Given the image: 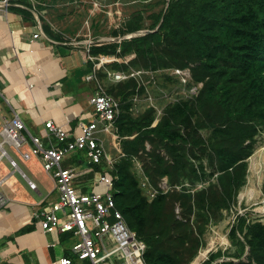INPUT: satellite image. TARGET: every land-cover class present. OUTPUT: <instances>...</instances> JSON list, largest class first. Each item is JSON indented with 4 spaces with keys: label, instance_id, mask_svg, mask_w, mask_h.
<instances>
[{
    "label": "rangeland",
    "instance_id": "obj_1",
    "mask_svg": "<svg viewBox=\"0 0 264 264\" xmlns=\"http://www.w3.org/2000/svg\"><path fill=\"white\" fill-rule=\"evenodd\" d=\"M30 1L32 6L49 8L53 16L73 20L74 24L82 22L84 35L79 37L107 47L111 53L95 55L107 57L97 71L99 80L117 99L131 103L129 111L133 119L146 120L152 116L153 126L169 116L174 125L183 130L184 123L175 106L187 101L194 122L201 124L198 132L191 133L190 141L179 140L172 145L173 149L169 148L171 143L164 145L160 139L146 136L142 145L131 149L129 154L124 152L121 141L131 139L135 133H117V146L109 133L101 134L107 153L115 161L130 157L131 171L148 197L149 190L155 188L166 193L161 222L152 227L157 233L152 236L157 246L173 253L181 264H205L211 253L216 252L220 254L212 264L227 259L245 260L248 246L241 257L234 256L240 250V243L229 232L239 215L247 221L264 222V127L255 134L253 149L246 158L244 183L229 197L222 181L224 172L216 169L218 163L213 150L216 138L210 136L211 125L220 115L212 106L200 104L197 99L207 78L200 64L191 58L181 61L180 53L175 52L176 46L168 53L170 47L166 41L154 47V59H150V55H138L131 61L135 53L123 56L111 51L112 46L123 39L158 28L168 0ZM39 16L42 18L41 13ZM131 26L140 28L129 31ZM107 71L130 75L116 80ZM77 153L83 157L81 167H84L88 158L80 150L70 152L73 156ZM164 168L169 169L168 175L163 173ZM80 179L90 181L85 175ZM145 179L148 183L143 185ZM236 232L238 240H243L242 234Z\"/></svg>",
    "mask_w": 264,
    "mask_h": 264
},
{
    "label": "trees",
    "instance_id": "obj_2",
    "mask_svg": "<svg viewBox=\"0 0 264 264\" xmlns=\"http://www.w3.org/2000/svg\"><path fill=\"white\" fill-rule=\"evenodd\" d=\"M18 1L26 6V9L20 7L23 11L31 12L30 0ZM139 28L131 26L129 31ZM164 41L170 47L168 53L176 46L175 52L180 53L181 61L196 60L207 77L197 99L200 104L212 106L220 115L211 125L210 136L216 138L213 145L218 163L216 169L224 172L223 185L228 189L226 194L232 197L244 183L246 158L253 149L254 136L264 127V0H168L158 28L123 39L112 46L111 51L123 56L135 53L131 61L138 55H150L149 58L154 59V47ZM90 52L92 55L111 53L102 43H93ZM188 105L184 101L175 106L184 123L182 130L169 116L153 126L152 116L146 120L133 119L129 111L131 103L120 101L115 119L117 133H135L131 139L121 141L124 152L129 154L131 149L142 145L146 136H154L164 145L171 143L170 149L179 140L190 141L191 133L198 132L201 124L194 122ZM79 156L75 154L72 161L78 163ZM104 166L91 164L85 176L91 180L94 172L104 170ZM130 166V157H124L115 162L111 171L117 207L128 226L145 241L144 257L148 264H181L173 253L158 247L152 238L157 235L152 227L161 222L166 193L160 191L149 199ZM163 173L168 175L169 169L164 168ZM84 189L90 188L85 186ZM236 231L242 234L243 240H238ZM229 233L240 243V250L234 256L241 257L248 246L247 258L227 259L217 264H264V222L247 221L239 215ZM219 254L211 253L205 264H212Z\"/></svg>",
    "mask_w": 264,
    "mask_h": 264
},
{
    "label": "crops",
    "instance_id": "obj_3",
    "mask_svg": "<svg viewBox=\"0 0 264 264\" xmlns=\"http://www.w3.org/2000/svg\"><path fill=\"white\" fill-rule=\"evenodd\" d=\"M38 9L44 33L38 38L32 37L39 27L31 10L11 5L0 16V129L6 118L17 113L26 124L27 135H39L48 146L47 119L72 133L79 122L92 118L89 97L95 83L85 78L92 67L85 51L86 38L79 37L84 35L82 22L74 24L53 16L49 8ZM29 146L26 143L22 149L29 150ZM5 148L18 167L1 155L0 148V190L9 198L0 209V264H48L63 254L72 255V239L77 236L44 231L31 220L37 204L56 197L52 172L43 168L39 157L24 159L12 145L5 144ZM72 157L69 153L64 165H75L81 173L89 171L88 160L81 167L83 157L79 156L78 163ZM29 180L36 186L31 187ZM84 185L90 188L91 183ZM74 262L89 264L77 258Z\"/></svg>",
    "mask_w": 264,
    "mask_h": 264
},
{
    "label": "built area",
    "instance_id": "obj_4",
    "mask_svg": "<svg viewBox=\"0 0 264 264\" xmlns=\"http://www.w3.org/2000/svg\"><path fill=\"white\" fill-rule=\"evenodd\" d=\"M11 5L25 7L18 0H0V16ZM30 10L39 27V31L34 32L32 37L38 38L44 34L39 10L35 4ZM84 43L87 59L93 61L91 70L85 75L87 80L95 83L94 91L89 97L93 108L92 118L79 122L78 130L72 133L53 119H47L44 125L49 145L45 146L39 135H27L26 124L15 113L6 118L1 126V155L9 157L11 165L18 167L16 160L8 155L5 148V144L12 145L24 159L39 157L43 168L53 174L57 195L53 200L37 204L31 211V220L38 223L44 231H67L77 236V239L71 245L72 255L63 254L48 264H75L74 258L87 260L89 264H148L144 257L145 241L128 226L116 205L113 193L114 175L111 172L116 161L107 153L101 135L109 133L116 144L118 134L115 119L120 111V101L104 88L98 77L97 71L107 57L91 54L93 41L86 39ZM107 72L116 80L130 75L125 72ZM26 143L30 144L29 150L22 149ZM73 150H81L91 164L105 165L104 170L94 172L89 181V190L84 189L87 181L80 179L88 170L81 173L75 165L63 164ZM147 183V179L142 180L143 185ZM29 184L31 187L36 186L31 180ZM159 190H149V199ZM8 203L9 198L0 190V209Z\"/></svg>",
    "mask_w": 264,
    "mask_h": 264
},
{
    "label": "water",
    "instance_id": "obj_5",
    "mask_svg": "<svg viewBox=\"0 0 264 264\" xmlns=\"http://www.w3.org/2000/svg\"><path fill=\"white\" fill-rule=\"evenodd\" d=\"M149 31H151V30H146V31H144L143 33H145V32H149ZM135 35H136V34H135ZM88 164L91 165V162H89ZM248 249H249V247H248Z\"/></svg>",
    "mask_w": 264,
    "mask_h": 264
},
{
    "label": "bare ground",
    "instance_id": "obj_6",
    "mask_svg": "<svg viewBox=\"0 0 264 264\" xmlns=\"http://www.w3.org/2000/svg\"><path fill=\"white\" fill-rule=\"evenodd\" d=\"M198 260V259H197Z\"/></svg>",
    "mask_w": 264,
    "mask_h": 264
}]
</instances>
